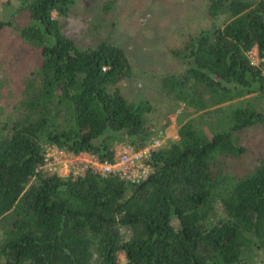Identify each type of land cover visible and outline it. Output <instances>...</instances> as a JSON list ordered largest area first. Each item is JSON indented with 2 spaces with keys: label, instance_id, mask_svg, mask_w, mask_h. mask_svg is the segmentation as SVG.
Wrapping results in <instances>:
<instances>
[{
  "label": "trees",
  "instance_id": "obj_1",
  "mask_svg": "<svg viewBox=\"0 0 264 264\" xmlns=\"http://www.w3.org/2000/svg\"><path fill=\"white\" fill-rule=\"evenodd\" d=\"M18 1L29 23L0 30L11 25L41 60L13 100H0V264H258L264 157L244 175L229 161L246 152L234 133L264 125V0H208L210 24L172 49L186 67L159 82L184 104L179 139L152 148L139 182L46 165L48 146L112 163L119 145L144 148L160 131L166 141L167 128L154 129L147 99L123 92L133 75L123 47L65 34L53 14L77 0Z\"/></svg>",
  "mask_w": 264,
  "mask_h": 264
},
{
  "label": "rangeland",
  "instance_id": "obj_2",
  "mask_svg": "<svg viewBox=\"0 0 264 264\" xmlns=\"http://www.w3.org/2000/svg\"><path fill=\"white\" fill-rule=\"evenodd\" d=\"M207 2L77 0L67 16H59L57 12L53 15L60 20L65 34L79 45H96L108 40L126 50L133 75L123 83V92L129 100L147 99L153 105V113L157 116L153 127L155 130L163 125L165 127L162 129L167 128L168 138L163 144L168 145L172 140L179 139V115L183 112L184 104L162 93L159 80L171 72L181 73L186 67L183 61L173 56L172 49L188 34L196 33L210 24L205 14ZM103 7L109 8L106 18L102 14ZM28 17V11L21 8L18 0L0 1V21H11L14 26L21 27L29 23ZM7 26L0 30V100H5V103L7 98H15L16 91L23 87L25 75L35 69L41 60L40 51L19 40L11 30L13 27ZM250 57L254 63L259 62L256 48L250 52ZM5 116H0V127L4 124ZM234 135L246 152L243 158L229 161V172L238 175L249 173L264 157V125L246 127ZM0 227H7L4 221ZM257 253V263L264 264V251ZM119 257L125 260L123 253Z\"/></svg>",
  "mask_w": 264,
  "mask_h": 264
},
{
  "label": "built area",
  "instance_id": "obj_3",
  "mask_svg": "<svg viewBox=\"0 0 264 264\" xmlns=\"http://www.w3.org/2000/svg\"><path fill=\"white\" fill-rule=\"evenodd\" d=\"M165 138L166 135L160 131L144 148L135 149L131 145H119L115 161L112 163L100 162L96 156L89 153L74 154L52 145L47 147L46 165L52 172L59 171L60 164L64 163L70 166V174L78 175L87 169H92L102 174L115 173L123 179L139 182L148 177L152 171L147 163L152 148L163 144Z\"/></svg>",
  "mask_w": 264,
  "mask_h": 264
},
{
  "label": "crops",
  "instance_id": "obj_4",
  "mask_svg": "<svg viewBox=\"0 0 264 264\" xmlns=\"http://www.w3.org/2000/svg\"><path fill=\"white\" fill-rule=\"evenodd\" d=\"M257 49V48H256ZM168 136V135H167ZM175 137V136H174ZM86 155H88V153H86ZM71 168H72V166H71ZM70 171V166L69 165H66V164H64V163H61L60 164V167H59V172L62 174V175H64V176H67L68 174V172Z\"/></svg>",
  "mask_w": 264,
  "mask_h": 264
}]
</instances>
